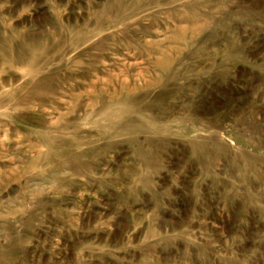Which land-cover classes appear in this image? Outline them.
I'll return each instance as SVG.
<instances>
[{
	"label": "rangeland",
	"instance_id": "1",
	"mask_svg": "<svg viewBox=\"0 0 264 264\" xmlns=\"http://www.w3.org/2000/svg\"><path fill=\"white\" fill-rule=\"evenodd\" d=\"M0 264H264V0H0Z\"/></svg>",
	"mask_w": 264,
	"mask_h": 264
},
{
	"label": "bare ground",
	"instance_id": "2",
	"mask_svg": "<svg viewBox=\"0 0 264 264\" xmlns=\"http://www.w3.org/2000/svg\"><path fill=\"white\" fill-rule=\"evenodd\" d=\"M38 65H39V64H38ZM27 100H28V99H27ZM27 100H26V101H27ZM26 101H25V102H26ZM27 102H28V101H27Z\"/></svg>",
	"mask_w": 264,
	"mask_h": 264
}]
</instances>
